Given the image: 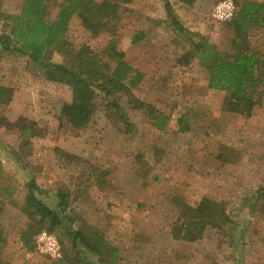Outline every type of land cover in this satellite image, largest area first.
Wrapping results in <instances>:
<instances>
[{"label": "rangeland", "instance_id": "374dc122", "mask_svg": "<svg viewBox=\"0 0 264 264\" xmlns=\"http://www.w3.org/2000/svg\"><path fill=\"white\" fill-rule=\"evenodd\" d=\"M220 1L170 3L209 49L224 52L231 48L233 33L228 21L214 16ZM232 1L237 10V0ZM24 2L0 0V35L10 33L9 16L20 15ZM62 2L47 1V22L57 19ZM121 12L117 49L135 68L153 70L134 93L170 116L165 131L125 95L119 100L125 118L100 96L88 125L73 128L61 116L63 105L72 101L71 87L47 81L31 58L0 46V85L16 91L0 111V259L6 264H75L63 225L41 230L32 254L21 242L31 221L24 210L27 181L36 178L42 194L37 192L62 217H73L75 230L85 225L103 232L118 249L115 257H101L103 264H257L252 251L254 246L264 248V240L254 245L257 238L247 232L251 217L264 214V102L251 117L229 112L226 94L208 88L202 58L187 67L178 63L192 45L168 21L165 0H132ZM141 31L146 38L133 42ZM111 39L108 32L89 31L77 15L66 36L72 51L88 47L104 61ZM251 44L264 59V27L251 30ZM48 56L66 62L56 51ZM183 115L190 125L187 132L179 126ZM26 125L31 128L28 136ZM58 191L67 194L64 208L57 206ZM203 196L222 202L230 221L220 229L209 227L195 243V253L190 242L174 240L171 229L181 217L177 202L197 205ZM45 231L59 242L57 257L38 248L37 239ZM247 244L253 245L250 251Z\"/></svg>", "mask_w": 264, "mask_h": 264}, {"label": "trees", "instance_id": "16d2710c", "mask_svg": "<svg viewBox=\"0 0 264 264\" xmlns=\"http://www.w3.org/2000/svg\"><path fill=\"white\" fill-rule=\"evenodd\" d=\"M47 1L25 0L20 15L9 16L13 20L11 31L0 35V46L3 51L18 52L31 58L47 81L71 87L72 101L63 105L61 116L73 128H85L98 111L97 99L102 96L108 100L110 109L125 118L119 102L120 97L125 95L130 101L139 102L154 120L155 126L165 131L170 124V116L138 99L134 89L142 82L144 74L125 59L124 52L117 49L115 38L117 24L122 19V5L132 0H63L53 23L45 19ZM179 1L193 5L197 0ZM165 6L168 21H171L174 30L192 45V49L186 51L178 63L187 67L195 58H202L208 72V88L226 94L225 109L251 117L255 108L264 102V59L251 44V30L264 27V3L257 0H242L240 3L237 0L235 16L227 22L233 33L231 48L224 52L215 47L209 49L202 36L186 28L169 0H165ZM75 15L92 33L105 31L111 34L112 39L104 49L105 61L88 47H82L77 52L71 50L66 36ZM145 38V32L141 31L133 36V42ZM53 51L63 56L66 62H54L48 56ZM14 92L10 86L0 85V111L12 101ZM27 125L23 126L25 136L31 133ZM179 126L183 132L190 130L185 115L179 119ZM27 188L29 192L24 210L31 221L21 233V242L28 251L35 250V238L47 225L49 231L63 225L72 243L75 264H103L101 257L106 259L118 255V249L106 241L103 232L86 230L85 225L75 230L71 226L73 217H62L57 208L49 206L42 198V189L36 178L27 181ZM57 195L60 199L58 208L66 207V192L58 191ZM177 203L181 217L171 229L176 240L195 242L203 238L208 227L220 229L230 221L225 205L209 197H204L197 205L184 201ZM0 264L6 263L0 259Z\"/></svg>", "mask_w": 264, "mask_h": 264}, {"label": "built area", "instance_id": "2783aa9c", "mask_svg": "<svg viewBox=\"0 0 264 264\" xmlns=\"http://www.w3.org/2000/svg\"><path fill=\"white\" fill-rule=\"evenodd\" d=\"M236 13V5L232 0L220 1L214 9V16L220 21H230ZM38 248L42 253L51 257L60 255L59 242L53 234L43 232L37 239Z\"/></svg>", "mask_w": 264, "mask_h": 264}, {"label": "crops", "instance_id": "0c3cea01", "mask_svg": "<svg viewBox=\"0 0 264 264\" xmlns=\"http://www.w3.org/2000/svg\"><path fill=\"white\" fill-rule=\"evenodd\" d=\"M171 1V0H170ZM179 4H184V3H182L181 1L179 2ZM138 71H140V72H142L143 70L141 69H139L138 67L136 68ZM143 74H144V78H143V80H142V82L141 83H143L146 79H149V76H151V75H153V70H148V71H143L142 72ZM140 85V84H139ZM15 94H16V91H15ZM14 97H15V95H14ZM14 99V98H13ZM156 127V126H155ZM157 128V127H156ZM158 129V128H157ZM160 130V129H159ZM205 197H208V196H205ZM204 198V196L199 200V202L202 200ZM249 230H248V232L247 233H249L250 231L251 232H253V234L255 235V237L257 238H254V242L252 243V244H254L255 245V243H257L258 242V239L259 240H264V214H263V216H259L258 218H253V217H251V222H249ZM209 228V227H208ZM208 228L206 229V231H205V234H204V236H206L207 235V232H208ZM172 234V233H171ZM246 236V235H245ZM244 236V237H245ZM246 237H248V235L246 236ZM172 238H173V236H172ZM174 239V238H173ZM174 240H176V239H174ZM200 240V239H199ZM253 240V239H252ZM252 240L251 239H249V240H247V241H251L252 242ZM177 241H182V240H177ZM191 243V245L193 244L194 246H195V248H194V250L193 251H195V253L197 252V250H198V248H197V244H195V243H198V240L197 241H195V242H190ZM249 243V242H248ZM197 245V246H196ZM253 245H251V244H247V245H244V247L247 249V251L249 250V248H251ZM254 248H256L254 251H252V254H255V256H253V257H255V261H257V264H264V248H260L259 246H254ZM253 248V249H254ZM250 251V250H249ZM263 253H262V252ZM28 252V251H27ZM31 254H32V252H31ZM197 264V263H196ZM199 264V263H198Z\"/></svg>", "mask_w": 264, "mask_h": 264}]
</instances>
